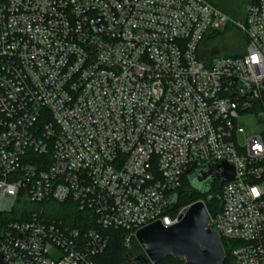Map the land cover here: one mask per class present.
<instances>
[{
  "label": "built area",
  "instance_id": "1",
  "mask_svg": "<svg viewBox=\"0 0 264 264\" xmlns=\"http://www.w3.org/2000/svg\"><path fill=\"white\" fill-rule=\"evenodd\" d=\"M229 23L242 54L201 53ZM263 81L264 0L239 21L207 0H0L2 262L98 264L108 230L128 252L177 222L184 178L226 163L210 226L234 264H264V135L239 145L236 123Z\"/></svg>",
  "mask_w": 264,
  "mask_h": 264
},
{
  "label": "water",
  "instance_id": "2",
  "mask_svg": "<svg viewBox=\"0 0 264 264\" xmlns=\"http://www.w3.org/2000/svg\"><path fill=\"white\" fill-rule=\"evenodd\" d=\"M260 89L264 93V81ZM233 174L232 167L226 163H210L188 175L187 179L193 188L199 189L200 195H205L211 191L214 182H229ZM135 241L142 254L131 259L132 264H159L167 257L179 259L183 264H224L226 259L201 201L185 207L170 227L156 222L137 230ZM0 264H4L1 257Z\"/></svg>",
  "mask_w": 264,
  "mask_h": 264
},
{
  "label": "trees",
  "instance_id": "3",
  "mask_svg": "<svg viewBox=\"0 0 264 264\" xmlns=\"http://www.w3.org/2000/svg\"><path fill=\"white\" fill-rule=\"evenodd\" d=\"M207 1L214 5L212 3V0ZM257 1L258 0H251L248 4H254ZM241 54L242 53L236 55L238 56ZM254 111L259 112L261 115H264V94L262 95L261 103L254 107ZM221 187L222 185L219 183L213 184L210 192L205 195H200L194 190L190 181L187 178H184L182 181L181 188L174 196L175 203L173 205L172 211L176 212L177 209L184 203L185 205H190L194 202L202 201L205 205V209L207 210L208 214L212 216L220 209ZM208 195H211L212 197L208 199ZM53 216L56 220L63 221V223L67 226L75 228L82 227V224L79 221L81 215L72 208L68 209L65 205L57 207V209H55V211L53 212ZM106 234L108 236V244L105 251L96 258L98 264H124L126 256L130 260L142 254L140 247L137 245L136 242H133L131 249L127 252L125 256L126 251L123 247L122 233L119 231L108 230ZM221 245L224 251V256L226 258L224 264H234L231 256V248L233 244L231 242L221 240ZM159 264H183V261L175 259L173 257H167L162 260Z\"/></svg>",
  "mask_w": 264,
  "mask_h": 264
},
{
  "label": "rangeland",
  "instance_id": "4",
  "mask_svg": "<svg viewBox=\"0 0 264 264\" xmlns=\"http://www.w3.org/2000/svg\"><path fill=\"white\" fill-rule=\"evenodd\" d=\"M251 0H212V3L221 10L231 21H239L243 17L244 7ZM244 51V39L239 31L232 24L220 29L217 32H208L204 42L201 44L200 52L205 56H222L240 54ZM260 113L250 109L244 112H239L236 119L237 126L242 129V133L237 136L239 145H243L244 139L256 135H264V121L259 118ZM189 205L182 204L177 211H171L172 217H175L180 211ZM51 207L55 209L57 206L50 204L46 207L49 210ZM127 252H125L126 256ZM53 257H57L58 253L53 251ZM129 259L126 256L125 263Z\"/></svg>",
  "mask_w": 264,
  "mask_h": 264
},
{
  "label": "flooded vegetation",
  "instance_id": "5",
  "mask_svg": "<svg viewBox=\"0 0 264 264\" xmlns=\"http://www.w3.org/2000/svg\"><path fill=\"white\" fill-rule=\"evenodd\" d=\"M216 182H214L213 184H215ZM194 190L196 191V192H198L199 191V189H197V188H194ZM129 264H132V261H131V259L129 260Z\"/></svg>",
  "mask_w": 264,
  "mask_h": 264
}]
</instances>
